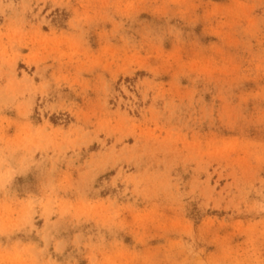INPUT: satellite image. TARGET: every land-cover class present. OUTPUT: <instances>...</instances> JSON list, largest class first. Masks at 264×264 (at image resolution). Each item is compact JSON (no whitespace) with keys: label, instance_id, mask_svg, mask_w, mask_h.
I'll return each instance as SVG.
<instances>
[{"label":"rangeland","instance_id":"obj_1","mask_svg":"<svg viewBox=\"0 0 264 264\" xmlns=\"http://www.w3.org/2000/svg\"><path fill=\"white\" fill-rule=\"evenodd\" d=\"M0 264H264V0H0Z\"/></svg>","mask_w":264,"mask_h":264}]
</instances>
